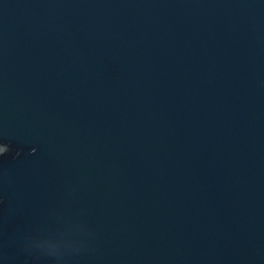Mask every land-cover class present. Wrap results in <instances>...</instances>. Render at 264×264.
<instances>
[{
    "label": "water",
    "instance_id": "1",
    "mask_svg": "<svg viewBox=\"0 0 264 264\" xmlns=\"http://www.w3.org/2000/svg\"><path fill=\"white\" fill-rule=\"evenodd\" d=\"M0 264H264V0H0Z\"/></svg>",
    "mask_w": 264,
    "mask_h": 264
}]
</instances>
